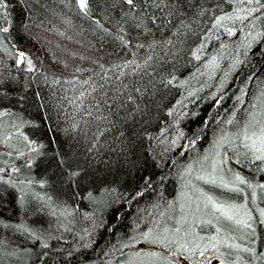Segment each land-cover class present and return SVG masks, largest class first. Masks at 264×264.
Wrapping results in <instances>:
<instances>
[{
  "label": "snow or ice",
  "instance_id": "1",
  "mask_svg": "<svg viewBox=\"0 0 264 264\" xmlns=\"http://www.w3.org/2000/svg\"><path fill=\"white\" fill-rule=\"evenodd\" d=\"M60 4L88 22V30L112 38L115 52L124 55L109 53L105 60L65 49L68 58L59 60L63 73L41 72L34 58L13 43V33L25 41H39L43 38L33 29L43 27L80 43L67 31L72 27L70 17L48 0H0V52L4 60L14 58L11 67L0 62V225L36 242L35 250H24L32 264H49V259L51 264H264V248L258 247L256 238V226H264V179L253 182L231 166L258 162L256 173H264V79L243 109L242 120L235 119L237 109L245 104V89L253 77L232 85L238 90L230 97L225 89L230 74L242 70L252 57L264 63V0H60ZM49 13L67 27L47 28ZM209 41L218 42L211 54L205 52ZM230 47L226 70L205 99L215 98L212 108L217 110L226 98L234 104L226 118L215 115L212 139L203 153H197L210 120L201 118L200 126L188 135L180 127L181 119L197 112L184 101L205 89ZM185 56L191 58L189 64L206 57L202 70L183 76ZM76 57L90 60L94 67L70 63ZM85 72L87 76L81 75ZM36 73L52 83L66 77L73 89L67 103L75 117L69 128L84 133L86 151L79 142L50 137L51 129L42 131L50 121L46 112L26 117V106L42 99L39 91L30 95L39 80L28 77ZM194 74L205 77L198 88L190 84ZM186 86L191 90L185 91ZM175 88L181 89L180 97L171 102L168 96ZM56 104L66 107L63 101ZM45 107L46 102L37 105L41 111ZM183 149L196 155L185 162L174 154L168 173L156 174L154 169L164 167L162 160L171 150L182 156ZM170 177L176 181L171 191L164 183ZM150 193L151 199L145 200ZM73 201H88L91 210L82 211ZM133 204L136 211L127 231L121 232L125 225L118 222L127 216L125 206ZM109 209L112 215L106 219ZM45 211L68 232L77 216L89 223L75 231L69 243L64 233L54 236L25 224L23 216ZM14 214H20L18 223H12ZM105 232L109 238L101 243ZM53 240H64L68 246L59 244L49 251ZM18 251L5 247L0 255L14 256Z\"/></svg>",
  "mask_w": 264,
  "mask_h": 264
},
{
  "label": "trees",
  "instance_id": "2",
  "mask_svg": "<svg viewBox=\"0 0 264 264\" xmlns=\"http://www.w3.org/2000/svg\"><path fill=\"white\" fill-rule=\"evenodd\" d=\"M48 3L52 5L57 12L59 11H64L66 15L70 17V21L72 24L71 28H68L67 31L68 33L73 35V32H75V39L81 41L80 43L83 44L82 48L80 49L81 51L88 52V54L85 53H80L86 57H92L91 50L88 46V43L90 45H93L97 51L95 52L96 57H108L109 53H113L114 55H124L123 52L116 53L115 48L113 47V40L112 38L102 35L99 30L92 32L88 30L89 24L88 22H82L78 16H76L75 13L64 10L62 8V5L60 4V0H48ZM14 15L16 17V20H20V12L17 9L14 12ZM53 17L57 21V27L65 28L67 27L64 24L59 23L57 17L52 16L50 13L47 14V17ZM43 18V17H42ZM77 18V19H76ZM74 19L76 20L74 23ZM49 21V20H48ZM102 24H104L106 27H111L110 24H108L106 21H101ZM60 24V25H59ZM52 23L47 24V28L52 27ZM84 28L85 31L80 32V28ZM46 33L50 34L51 32L55 31H46L44 28H42ZM37 29H33L34 32H36ZM77 35L80 37L83 35V39L79 38L76 36ZM54 34L57 35L55 32ZM13 43H18L19 47L22 48L25 52L28 53L30 57L34 58V61L38 62L37 67L41 68V72H44L45 69L48 70V72H56V73H61L59 70L60 67L56 65L55 62H53V59L51 60V57L49 56V53H52L54 51H51V46H44L41 41H32V40H27L25 41L24 38L22 37H16L15 33H13ZM84 41L82 43V40ZM68 43H66V42ZM61 43L71 45L72 48H75V40L69 41L66 40L62 37H60L59 41ZM21 43V44H20ZM87 43V44H86ZM73 45V46H72ZM77 47L78 44L76 43ZM209 47L205 49V52L208 54L213 53L214 49L218 48V42H212L209 41ZM50 48V49H49ZM32 51V52H31ZM59 51V50H58ZM232 53L231 47L223 53V58L220 61V68L217 69V74L214 76H211L207 82V85L205 89L201 92H198L196 95L189 97L188 100L191 101V103H188V100H185L184 103L187 104L189 109H193L194 111L197 112V116L192 117L186 115L181 119L180 122V127L184 129V131L188 134L191 135V131L195 129L196 127L200 126V120L203 117H208L210 120V123L204 126L203 131L201 132V140L198 141L197 144V153H203L204 148L208 147L209 142L212 139V134L214 129L216 128V124L211 122L214 120L215 115H220L221 119L226 118L227 114L230 112L231 107L234 104V101H232L230 98H226L223 101V107L217 109L212 108V103L213 99H205V97L208 95V93L214 89V84L218 82L221 79L220 73L226 70V65L228 63V55ZM3 52H0V62H4L8 65V67H11L14 64V58L9 57L7 60H4ZM38 57L39 59H35ZM56 57V56H55ZM109 58V57H108ZM206 57H202L201 61H195L192 60L191 63H187L186 61L188 59H191L187 56H185V59L181 61V69L180 71L182 72L183 76L189 75V73H194V70L196 69H201V64L203 59ZM42 62V63H41ZM87 67H94V66H89ZM249 68H251V71H249ZM202 70V69H201ZM47 74V73H46ZM40 73H36L35 76L29 75L28 79L29 81L32 80H39L38 84H33L32 88L30 89V95L31 93L39 91L41 94L42 99L37 100L34 103H32L31 107L26 106L25 110V115L26 117L29 118H36L38 115H43L44 112L48 114L50 117V121L46 122L44 125V128L42 131L47 132L48 129H51L50 132H48V135L50 137H55L58 141L60 142H67L68 140H72L74 142H79L80 148L84 151L87 150V147L89 146L88 141L84 139V133L81 131H77L76 133H73L72 130L69 128L70 122H72L75 117L72 109V105L68 104L67 101L68 99L71 98L73 90L70 87H67L68 89H63L62 88V83L61 78L58 82L52 83L51 80H48L45 82L44 80L40 79ZM88 73L86 72L87 76ZM251 75L253 79L251 81H248V87L245 89V104L241 106L240 109H237L238 116L235 119H240L242 120L244 118L243 116V109L248 106V102L252 99L253 95L257 92V85L258 82L262 79H264V63L261 62L259 57H252L247 65L243 66V69L234 73L230 74V79L226 81L225 83V89L228 90V96L230 97L231 95H234L236 91L238 90L235 87H232V85H239L242 82V79L245 78L246 76ZM236 77H240L241 79H237ZM21 78H23V74L21 73ZM205 82V77L203 75H193L192 80L190 81L191 87H199L200 83ZM191 88L186 86L185 91H190ZM181 89L180 88H175L168 96V100L171 102H174L175 99L180 97ZM222 95V94H219ZM57 101H63V105L65 106H60L57 105ZM46 102V107L43 111L39 110L37 108V105L40 103H45ZM230 104V106H228ZM228 106V107H227ZM219 111L218 113H215ZM161 119H165L164 114H161ZM88 136L92 135V131L89 130L87 132ZM101 152L105 151V149L101 148ZM159 151V149H158ZM183 154L181 156V153L176 152V150H171L168 154L167 157L162 160V163L164 164L163 168L159 169H154L156 171V174L159 175L161 172L164 174H167L169 171V168L172 166V160L171 156L176 155L177 159H183L185 162L187 159L193 155H196V153H193L192 151L188 149H183ZM34 172L39 175L40 174V169H34ZM165 186L166 189L171 191L174 189L175 186V178L170 177L169 180L165 181ZM167 195V192L165 193ZM151 193L149 196L145 197V200L151 199ZM140 206H143L144 201L141 200L139 202ZM74 206H78L82 211H90L91 208L89 207V202L88 201H73ZM11 207V205H9ZM116 207V206H114ZM136 204H133L131 207L125 206V210L127 212V216L125 219L121 222L118 223H123L125 227L119 229L121 232L127 231V227L129 225V218L132 216V214L136 211ZM16 215V218L12 220V223H18L20 219V214H14ZM112 215L111 209L107 210L105 212V218L110 219ZM24 222L27 226L34 227V228H39L41 230H48L52 232L54 236H56L58 233H64L66 236L68 242L70 243L72 238H73V233H69L67 230L58 228V219L57 217L50 216L47 211L43 213H39L34 216H23ZM80 223L79 227L84 228L88 226L89 221H87L85 218L81 216L76 217V223ZM73 225L70 224V228ZM69 227V225H68ZM73 229V228H72ZM261 233V238L259 236L258 238V245L260 246L261 244V239L264 241V231H261L259 228L258 230ZM108 234L107 232L104 233L103 238H100V242L103 243L104 239H108ZM111 239L115 240V235L111 237ZM0 241H7V245H3L4 247L13 250V247L19 250H25L29 248H33L35 250V241L29 240L23 232H16L11 229H5L2 225H0ZM59 244H64L65 247L68 245L65 244L64 240H60L57 242L56 240H53L50 242V250L52 248H56L59 246ZM21 252V251H20ZM19 253V252H18ZM23 255L26 257L25 260H23V263L20 264H32V260L29 257V254L26 253L25 251L23 252ZM49 264H51V260L49 259Z\"/></svg>",
  "mask_w": 264,
  "mask_h": 264
},
{
  "label": "rangeland",
  "instance_id": "3",
  "mask_svg": "<svg viewBox=\"0 0 264 264\" xmlns=\"http://www.w3.org/2000/svg\"><path fill=\"white\" fill-rule=\"evenodd\" d=\"M47 19L49 20V24L50 23H52V24H58L57 23V21L53 18V17H47ZM60 23V22H59ZM61 24H63V23H61ZM60 25V24H59ZM43 27H41V28H39V29H37L36 30V34L38 35V36H40V37H42L43 39L42 40H39V41H41L42 43H46V44H43L44 46H48V47H50L51 48V51H54V52H52L51 53V55H50V53H49V56L51 57V60L53 59V57H55L56 56V59H53V62H55L56 63V65L58 66V67H60V69L61 70H59L61 73H63L65 70H64V67H63V65H61L60 63H59V60L60 59H65V58H68V54H67V52L65 51V49H70V50H76L78 53H83L84 55H85V53L86 54H88V52H86L85 50H84V52L83 51H81L80 49L82 48V45L83 44H81V43H77L78 44V47H77V45H76V42H74L75 44H73V45H75V48H72L71 47V45H67V44H64V43H61V42H58L59 41V39H60V37L58 36V34L56 35V34H54L55 32H51L50 34H48V33H46L43 29H42ZM73 35H74V37H75V32H73ZM76 36L77 37H79L78 35H77V33H76ZM79 38H84L83 37V35H81ZM81 39V40H82ZM85 41V40H84ZM83 40H82V43L84 42ZM86 42V41H85ZM87 44V43H86ZM72 45V46H73ZM88 46H89V48H90V50H91V55H92V57H95L96 56V54H95V52L97 51V49H95L94 47H93V45H90L89 43H88ZM49 48V49H50ZM59 50V51H58ZM32 52V51H31ZM27 53V52H26ZM28 54V53H27ZM101 57V56H100ZM104 58V57H103ZM108 59V57H106V59L105 60H107ZM75 63V64H79L81 67H85V68H87V66H85V64H87V65H89V66H93V65H91V62H90V60H84V61H81L80 59H79V57H76V58H71L70 59V63ZM34 63H36V64H38V62H36V61H34ZM69 71H71V69L69 68ZM45 72V71H44ZM81 75H83V76H85L86 75V72L85 73H83V74H81ZM63 79L61 80V83H66L65 81H66V77H62ZM66 84H68V83H66ZM67 87H70L71 88V86L69 85V86H67ZM67 87H63L62 86V88L64 89H68ZM72 89V88H71ZM73 90V89H72ZM228 106H230V104L228 105ZM227 106V107H228ZM219 111H217V112H215V113H218ZM231 154V153H230ZM258 162H253V164L252 165H247V164H241V165H236L234 162H233V164L231 165L232 167H234V168H236V169H238V170H240L241 172H242V174H244L245 176H247L250 180H252L253 182H256V181H260V180H262V179H264V173H261V174H257L256 173V164H257ZM217 194L219 195L220 194V191L219 190H217ZM224 195L225 196H227L228 195V193H224ZM262 206H264V205H262ZM62 219V218H61ZM79 222L78 223H75V224H72L73 226L71 227V228H73L72 229V232H74L75 230L77 231V230H79L80 229V227H79ZM69 227H70V224H69ZM257 227V245H258V238H259V236H260V238H261V233L258 231L259 230V228L261 229V231H264V226H256ZM66 230V229H65ZM69 233H71V232H69ZM263 239V238H262ZM261 239V244H260V246L258 245V247H261V248H264V241ZM2 248V247H1ZM0 248V252H2L4 249H1ZM21 251V252H20ZM20 251H18L14 256H3V255H0V264H20V263H23V260H25L26 259V257L23 255V250H20Z\"/></svg>",
  "mask_w": 264,
  "mask_h": 264
},
{
  "label": "bare ground",
  "instance_id": "4",
  "mask_svg": "<svg viewBox=\"0 0 264 264\" xmlns=\"http://www.w3.org/2000/svg\"><path fill=\"white\" fill-rule=\"evenodd\" d=\"M76 19H77V18H76ZM75 21H76V20L74 19V23H75ZM58 36H59V35H58ZM59 37H60V36H59ZM65 42H66V41H65ZM66 43H67V42H66ZM20 44H21V43H20ZM67 44H68V43H67ZM3 55H4V54H3ZM8 59H9V57H8ZM85 66H87V64H85ZM62 86H63V87H64V86H69V84L62 83ZM1 247H2V248H1ZM0 248H1V249H4L5 247L3 246V244H0ZM7 250H8V251H12L11 249H8V248H7Z\"/></svg>",
  "mask_w": 264,
  "mask_h": 264
}]
</instances>
